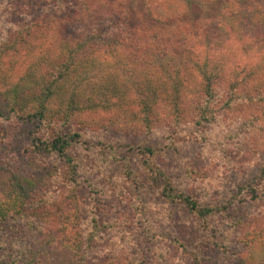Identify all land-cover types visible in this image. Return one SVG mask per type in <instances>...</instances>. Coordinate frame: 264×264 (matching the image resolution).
Listing matches in <instances>:
<instances>
[{
  "label": "trees",
  "instance_id": "1",
  "mask_svg": "<svg viewBox=\"0 0 264 264\" xmlns=\"http://www.w3.org/2000/svg\"><path fill=\"white\" fill-rule=\"evenodd\" d=\"M124 2L51 0L49 8L17 24L18 36L6 42L7 46L13 47L15 42L34 43L38 38L46 39L47 48L43 42L34 47L33 64L26 69L21 81L12 85L5 103L9 111L22 120L50 121L54 118L59 123L60 132L50 143L36 144V149L53 152L59 159L65 175L58 186L62 192L76 193L74 187L76 190L80 187V183H76L80 166L75 162L73 150L81 140V133L75 127L79 123L87 125V119L80 117L79 121L78 117L88 112L108 111L115 107L111 110L114 118H108L109 123H114L116 130H133L136 134L153 130L159 124L171 130L184 121L192 126L216 124L217 120L232 113L236 118L244 114L247 117L242 116L240 120L250 123L255 120L254 110H261L264 116V72L259 71L261 69L238 62L237 65L242 64L241 79L218 88L219 82L226 81L225 76L216 69L217 64L209 65L208 58L200 61L201 53L195 49L196 42L202 40L219 57L232 53L237 41L264 43V0L224 2L216 14L194 22L182 17L179 5L173 10L174 6L169 4L156 6L168 17L164 20L157 17V21L151 19L153 24L158 23L157 27L146 23L144 18H148V14L133 11L136 5L133 1ZM180 4L186 5L184 11L189 12L186 0ZM8 5L15 11L18 7L16 0ZM165 25L171 28L167 34L160 30ZM32 29V40H23L24 32L30 35ZM51 47L58 52L51 53L48 50ZM185 58L187 62L182 64ZM109 62L120 70L134 69L130 77L137 76L136 84L141 90L139 105L128 95L124 83L109 77V73H97ZM93 74L103 75L100 79L97 76L93 78ZM222 89H225L226 97L217 107ZM116 96L123 101H114ZM256 130V135H261L264 126ZM136 149L146 155L143 168L146 178L158 187L163 198L170 202L178 201L187 212L207 221V217L226 212L229 205H233L234 195L202 202L198 196H193V191L178 187L172 181L173 170H170L167 153L161 147L137 146ZM249 176L241 184L240 192L244 190L242 193L251 199L264 201V168L256 169ZM11 177L12 192L6 196L5 204L0 205V216L4 217L8 210L16 213L28 206L30 201L27 198L35 190H31V194L28 191L35 188L36 181H40L32 174L17 173ZM249 200L247 197L240 200L239 206L233 205L232 209L246 207ZM36 216V219L40 218L39 222H30L29 230L12 237L15 243L21 240L24 243L19 242L24 250L20 247L18 250L25 257L21 258L16 253L11 260L0 259V264H129L119 255L108 254L103 246L100 251L95 250L97 230L87 232L69 220L60 222L57 229L45 230L44 216ZM228 220L232 221V230L222 227L227 229L215 240L211 236L218 235L207 234L192 246L180 242L191 264H209V257L200 253L201 245L215 243L216 246H225L224 239H229L233 246H225L229 258L221 264H264V212H252ZM23 236L27 239H22Z\"/></svg>",
  "mask_w": 264,
  "mask_h": 264
},
{
  "label": "rangeland",
  "instance_id": "2",
  "mask_svg": "<svg viewBox=\"0 0 264 264\" xmlns=\"http://www.w3.org/2000/svg\"><path fill=\"white\" fill-rule=\"evenodd\" d=\"M11 1L14 2L0 0L1 207L5 204L6 196L12 192V174H32L40 181H36L35 188L28 191L31 194V190H35L33 195L27 198L30 201L28 206L23 204L24 209L16 213L14 210H8L5 217L0 216V259L11 260L16 253L21 258L25 257V254L18 250V247L24 250L19 243H22V240L15 243L12 237L29 230L30 222H39L40 218L36 219V215L40 214L45 218V230L54 227L57 229L58 224L66 220L78 223L80 228L87 232L97 230L95 250L100 251L103 246L108 254L119 255L129 264H191L190 259L183 253L180 242L192 246L197 243V239L207 234L218 235L211 236L215 240L223 230H232V221L228 219L241 218L252 212H264V201L251 199L249 195L242 193L244 190L240 192L243 188L241 184L249 179V175L254 174L256 169L264 168V133L256 135V128L264 126L261 110H254L253 114L256 115L253 123L240 120L244 114H239L236 118L232 113L217 120L216 124L192 126L186 123L188 121H184L173 130L159 124L153 130L141 134H136L133 130L114 129V123L110 124L108 118L112 117L111 110L115 107L108 111L98 109L88 112L78 117L79 121L80 117L87 119V125L79 123L75 127L81 133V140L73 150L75 162L80 166L76 180L80 187H77V190L74 187L76 193L62 192L58 186L65 175L62 174L59 159L53 152H40L36 149V144L41 143L43 146L50 143L53 136L60 132L59 123L52 117L48 118L50 121L22 120L9 111L5 103L12 85L21 81L26 69L33 64L36 55L34 47H39L43 42L47 48L43 36L34 43L15 42L13 47L7 46L6 42L18 36L17 24L49 8L51 0H16V11L12 9L14 7H9ZM127 1L136 4L134 12L148 14V18L144 20L153 24L152 20L155 21L157 17H160V20L168 18L163 15L166 12L162 13L156 6L164 7L169 4L168 6H174L173 10L179 5L182 17L194 22L213 16L222 3L234 0H186L189 12L184 11L186 5L180 4L182 0H136V3L134 0H125ZM153 26L159 25L154 22ZM34 29L30 35L25 31L23 40H32ZM111 30L113 28H110ZM160 30L167 34L171 28L170 25H165ZM195 49L201 53L198 57L200 61L208 58L209 65L217 64L216 69L225 76L226 81L222 84L219 82L218 88L226 87L227 82H237L241 79L242 64L237 65L238 62L249 67L254 65L255 69L264 72V43L248 41L245 44L243 41H237L231 50L232 53L219 57L215 56L212 48L202 40L196 42ZM48 50L51 53L58 52L55 47ZM186 62L187 58L181 61L182 64ZM103 67L104 69L97 73H109V77L124 83L128 88V95L139 105L141 90L136 84L137 76L130 77L134 69L131 67L120 70L111 62ZM103 74H93V78L97 76L101 79ZM221 91L217 107L221 106L226 97L225 89ZM113 100L118 103L123 101L118 96L113 97ZM257 144L260 146L257 147ZM137 146L161 147L162 151L167 153L170 170H173L172 181L182 190L193 191V196H198L199 201L230 198L234 195L235 200L231 202L239 206L240 200L246 197L250 200L246 207L243 205L244 208L240 210H234L233 205H229L226 212L207 217V221L198 218L192 212H187L178 201L170 202L161 196L158 187L144 175L146 155L137 150ZM47 171V175H44ZM74 193L76 195L73 197ZM224 226L227 228L222 229ZM22 239L27 237L23 236ZM223 242L225 246H233L229 239H224ZM225 246H216L215 243L202 244L200 253L209 257V264H221L229 258L228 248ZM102 254L104 255V252Z\"/></svg>",
  "mask_w": 264,
  "mask_h": 264
}]
</instances>
